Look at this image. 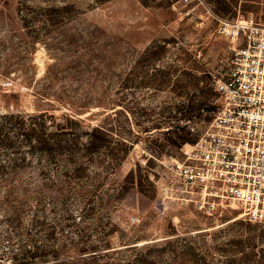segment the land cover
Returning a JSON list of instances; mask_svg holds the SVG:
<instances>
[{
	"label": "rangeland",
	"instance_id": "rangeland-1",
	"mask_svg": "<svg viewBox=\"0 0 264 264\" xmlns=\"http://www.w3.org/2000/svg\"><path fill=\"white\" fill-rule=\"evenodd\" d=\"M247 19L264 0H0V125L47 113L73 147L0 134V264L263 263L264 227L160 197L220 105L222 23Z\"/></svg>",
	"mask_w": 264,
	"mask_h": 264
},
{
	"label": "built area",
	"instance_id": "built-area-1",
	"mask_svg": "<svg viewBox=\"0 0 264 264\" xmlns=\"http://www.w3.org/2000/svg\"><path fill=\"white\" fill-rule=\"evenodd\" d=\"M181 2L192 6L202 0ZM222 25L238 48L216 86L220 105L198 141L184 147L183 159L167 162L160 197L194 204L210 217L231 208L264 227V24L247 19Z\"/></svg>",
	"mask_w": 264,
	"mask_h": 264
},
{
	"label": "trees",
	"instance_id": "trees-1",
	"mask_svg": "<svg viewBox=\"0 0 264 264\" xmlns=\"http://www.w3.org/2000/svg\"><path fill=\"white\" fill-rule=\"evenodd\" d=\"M206 105V104H205ZM207 106V105H206ZM211 108V107H209ZM216 109H213L215 111ZM212 120V119H211ZM211 121H209L210 123ZM8 124L0 125V134L1 135H8L10 132L17 130L22 133L24 138L30 142V145L33 143V139H36V141L42 145L44 150L51 151V144H50V138L46 139L45 136L50 137V135H55L57 137H63L65 139L64 143L69 146L70 152L73 153V147L68 144L70 140H66L67 138H70L71 132L70 129L63 125L61 121H58V119L54 118L53 116H48L47 113H42L39 116L33 115V116H27V117H10L8 118ZM55 129V133H48L49 130ZM90 137V142L88 145H94L96 148L100 145V147L105 148L108 146V143L110 141L104 136V131H102L100 128H94L91 133L88 134ZM62 142V140H60ZM58 142V143H60ZM184 143H190L187 139H184ZM57 143V144H58ZM8 148L13 147V143L6 144ZM75 146V145H74ZM117 156V155H113ZM117 231L116 227L115 229H111L107 236H111L115 234ZM256 237H250L249 240H254ZM93 253H97V251L94 249L92 251ZM95 256V255H93ZM199 260H196L198 262ZM201 261V260H200ZM228 264H235V261H227ZM256 264V263H255ZM259 264V263H258ZM260 264H264L260 263Z\"/></svg>",
	"mask_w": 264,
	"mask_h": 264
}]
</instances>
